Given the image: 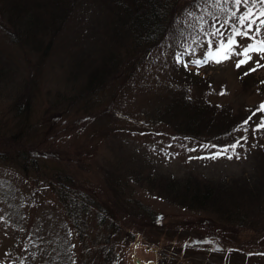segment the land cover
Listing matches in <instances>:
<instances>
[{"label": "rangeland", "instance_id": "obj_1", "mask_svg": "<svg viewBox=\"0 0 264 264\" xmlns=\"http://www.w3.org/2000/svg\"><path fill=\"white\" fill-rule=\"evenodd\" d=\"M42 1L43 13L58 22L56 31L37 33V40L25 38L22 29L18 36L0 11V56L7 63L0 73V131L14 129L3 123L11 94L27 92L29 113L20 123L33 124L26 137L39 142L36 156L46 170L36 178L0 159V264H98L96 242L108 231L116 235L113 256L118 250L110 264H264V189L257 197L238 189L241 179L264 173V128H256L264 115L257 111L264 103V53L250 52L251 59L236 66L244 59L236 53L264 40V29L237 36L228 59L222 50L195 63L210 48L216 53L220 36L211 33L219 29L226 43L251 5L162 2L160 41L138 48L124 26L123 36L105 26L95 0ZM82 2L89 9L84 14ZM68 6L64 18L60 9ZM253 13L258 23V8ZM100 61L110 68L101 86L65 101L81 85L82 92L90 89L81 71ZM187 121L194 137L183 134ZM56 170L66 177L59 180L51 174ZM186 174L216 184L215 201L226 197L231 208L208 199L187 208L189 192L164 197L159 187ZM111 176L122 177L120 186L117 179L111 188ZM142 204L157 213L156 222L146 218ZM99 209L106 217L112 212L121 227L97 224Z\"/></svg>", "mask_w": 264, "mask_h": 264}, {"label": "trees", "instance_id": "obj_2", "mask_svg": "<svg viewBox=\"0 0 264 264\" xmlns=\"http://www.w3.org/2000/svg\"><path fill=\"white\" fill-rule=\"evenodd\" d=\"M74 1L75 0H69L67 5H73ZM162 2L167 4L168 0H102V2L101 0H95V3H97L104 11L102 20L105 26L116 30V32L113 34H119L120 36H123V30L125 27L127 30V36L133 39V42L130 41V44L135 43L138 45V48L160 41V35L165 30V21L160 20L161 17L159 14V12L164 11V5ZM44 3L45 2L42 0H0V11L1 14L7 16L6 19H10V21L13 23L14 27H12V29L16 31L18 36H20L19 29H22L26 33L25 38H35L37 40V33L48 35L47 32L49 30L52 32L56 31L58 22L56 17L51 15L50 18L48 14L43 13L42 9H46ZM86 3L87 2H82L81 4L80 11L82 14H84V11L89 10ZM141 6H145L143 13L140 11ZM70 9V6L65 9H60V14L66 18V16L70 13ZM46 17H48L47 20ZM92 19H95V17ZM17 38L19 39V37ZM32 43L34 46L38 47L40 41H34ZM6 64L7 63L2 61L0 56V73L4 72ZM103 67L106 68L103 69ZM109 69L110 68L103 61H100L99 66L96 64L95 66H92L89 71L85 66L81 72L84 71V75H87L86 86L90 89H87L88 91L82 92L81 85V87L75 92L64 95L65 101L73 103L77 98H82V95L85 93H89L91 90H95L97 87L101 86L104 77L109 72ZM29 103L30 97L27 95V92L23 95L20 93H18V95L11 94V100L7 108L10 115L3 123L9 125L12 124L11 126H13L14 129L6 130L5 134L3 131H0V136L6 135V137H2V139H0V159L4 161H11L22 171L23 174H34L36 178H39L40 174H43L46 171L45 169H42V165H45L41 163L43 160L38 159L36 156L39 153V151L36 150L39 142L32 139L31 137H26L33 124L27 123L23 125V123H20V121L29 113ZM185 105L190 106V104H184V106ZM53 107L55 106H52L49 109L53 110ZM196 108L199 109L202 115H208V113L203 109V105L197 104ZM187 111L188 117L194 116V111L188 109ZM190 123L191 121L185 122L184 128L187 133L184 132L183 134L194 137L193 133H189L192 128ZM196 137L203 141L211 142V137ZM64 173L65 172L62 173L61 170H56L51 174H54L59 180H62L63 177H66ZM121 178L122 177L120 176H111L109 179H107V181H110L109 183L112 185L111 188L113 189V183L117 182L116 180L118 179L119 182L117 185H119L120 181L122 180ZM247 180L249 179H241L240 181L242 182L238 184V189L241 192L245 191L247 194L252 193L253 196L257 197L258 194L262 192V189H264V173L258 175L257 180ZM179 183L180 187H178ZM179 183L168 181L159 188L163 196L168 199L171 198V196L176 197L178 195L179 197L181 196L182 198H186L187 192H189L191 197H189V202L186 204L187 208L195 207L190 202L203 203L206 201V199L210 200L213 204L218 205L219 207L223 205L225 208H231L232 203L226 197L222 199V202L215 201L218 199V195L214 194L212 187L216 188V184H213L210 181H195L194 177H192L190 174H186L183 180ZM210 183L213 185L211 186ZM60 190L63 194L66 192V189L63 187H61ZM230 192L231 190L227 191V193ZM83 207L85 208V204H83ZM125 208L126 206H122V209L120 210H123V213H126L127 211ZM118 209L119 206L117 205L116 211ZM142 210L146 214L147 219H152V221L156 222L158 215L155 213V211L149 210L147 206L143 204ZM98 211V215L96 214L97 224L105 225L107 229L112 230L121 227V224L116 219V217L113 216L112 212L106 210L108 213V217H106L104 215L105 213H102V209H99ZM227 213L229 214L230 210H227ZM73 224L74 227L79 226L77 221H74ZM111 232L112 231L106 232L105 235H103V238L96 242L97 247H99L98 252L101 256L100 262H97L98 264H110L112 261L117 259L118 250H116V256H113L116 246H114V240L111 239L116 235L111 237Z\"/></svg>", "mask_w": 264, "mask_h": 264}, {"label": "snow or ice", "instance_id": "obj_3", "mask_svg": "<svg viewBox=\"0 0 264 264\" xmlns=\"http://www.w3.org/2000/svg\"><path fill=\"white\" fill-rule=\"evenodd\" d=\"M217 2H219V0H217ZM225 2H228V0H225ZM231 2L234 3L235 5H241L242 3L251 5V7H249L245 12L240 14L236 19V23L242 27L233 26L230 34H228L226 37V43L224 38L225 34L221 33L219 29H216L213 33H211L212 36H220V40L217 43L216 53H213V51L210 48L209 52L206 54V59L204 61H199V60L195 61V63L200 64L206 62L207 59H214L216 58L217 55L221 53L222 50H226V51H224V54L221 56V58L228 59L230 58V53H232L233 51V46L236 44L235 38L237 36L247 37L250 35V33H253V31L258 33L262 29H264V0H231ZM253 8H258L259 10L258 23L256 22V20L250 19L254 15ZM232 16L236 17V13L233 12ZM225 23H227V21ZM254 24H255V29H253ZM253 51L264 53V40H259L254 43L248 44L243 48L242 53H236L237 55L242 54L244 56V59L239 60L236 66L240 67L241 65L247 63L248 60L251 59V56H249L248 54ZM217 62H220V60L217 59ZM257 65L260 66L258 61H257ZM255 70L256 69L254 68L250 69V71H255ZM257 111L264 112V103L260 105ZM249 119H251V117H249ZM247 123H248L247 120L243 122V124L245 125ZM256 128L257 129L264 128V115L261 116L260 123L256 125ZM242 139H246V137H242ZM237 143H239V141ZM236 146H237L236 144H233L230 147L235 149ZM221 154H222L221 152L214 153L213 158Z\"/></svg>", "mask_w": 264, "mask_h": 264}, {"label": "water", "instance_id": "obj_4", "mask_svg": "<svg viewBox=\"0 0 264 264\" xmlns=\"http://www.w3.org/2000/svg\"><path fill=\"white\" fill-rule=\"evenodd\" d=\"M137 262H138V260H137ZM139 264H141L140 262H138Z\"/></svg>", "mask_w": 264, "mask_h": 264}]
</instances>
